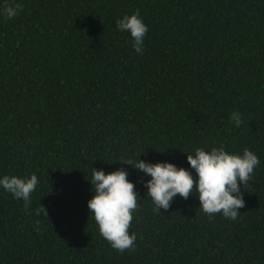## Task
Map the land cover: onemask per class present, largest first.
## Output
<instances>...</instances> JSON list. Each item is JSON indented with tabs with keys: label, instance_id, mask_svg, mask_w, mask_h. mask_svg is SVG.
I'll list each match as a JSON object with an SVG mask.
<instances>
[{
	"label": "trees",
	"instance_id": "1",
	"mask_svg": "<svg viewBox=\"0 0 264 264\" xmlns=\"http://www.w3.org/2000/svg\"><path fill=\"white\" fill-rule=\"evenodd\" d=\"M0 178L38 185L28 210L0 186V264H264V0H0ZM139 9L143 53L116 21ZM238 112L239 127L230 117ZM223 146L259 159L235 221L198 193L154 212L150 176ZM93 168H123L138 194L119 252L88 201ZM43 206L48 216L36 210Z\"/></svg>",
	"mask_w": 264,
	"mask_h": 264
},
{
	"label": "clouds",
	"instance_id": "2",
	"mask_svg": "<svg viewBox=\"0 0 264 264\" xmlns=\"http://www.w3.org/2000/svg\"><path fill=\"white\" fill-rule=\"evenodd\" d=\"M23 5L7 4L0 10L6 19H12L22 11ZM116 26L121 32L130 33L133 48L137 53H143L144 37L148 32L147 25L140 18L139 9L132 15H124L116 21ZM230 120L239 127L242 118L238 112H233ZM134 166L150 179L145 181L147 195L154 204V212L167 210L173 198L177 195L187 199L195 191L198 193L201 211L211 217L221 214L223 217L235 221L239 216V209L245 206L240 184L244 188L249 186V181L254 169L259 164L256 154L248 148L242 154L230 153L223 146L213 147L210 151L196 148L194 154H187V161L192 172L170 162L150 163L144 160L132 159L119 160ZM128 173L123 168L105 173L103 170L93 168L90 183L94 195L88 201L89 213L94 217L100 235L109 242L111 247L119 252L135 250L136 235L129 234L133 220V212L138 209V194L135 185L128 180ZM39 181L35 174L30 177L19 178L15 175H5L0 178V186L13 194L17 199H23L27 211L31 203V193L36 189ZM46 209L41 205L36 210V215Z\"/></svg>",
	"mask_w": 264,
	"mask_h": 264
}]
</instances>
